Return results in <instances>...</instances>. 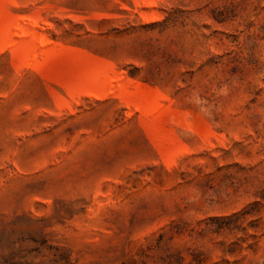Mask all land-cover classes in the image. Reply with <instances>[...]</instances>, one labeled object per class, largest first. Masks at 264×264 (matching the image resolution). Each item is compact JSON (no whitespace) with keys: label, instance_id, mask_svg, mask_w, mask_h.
<instances>
[{"label":"rangeland","instance_id":"rangeland-1","mask_svg":"<svg viewBox=\"0 0 264 264\" xmlns=\"http://www.w3.org/2000/svg\"><path fill=\"white\" fill-rule=\"evenodd\" d=\"M0 264H264V0H0Z\"/></svg>","mask_w":264,"mask_h":264}]
</instances>
